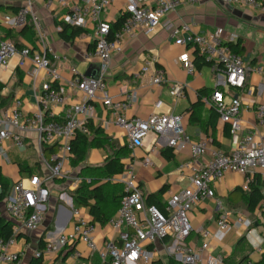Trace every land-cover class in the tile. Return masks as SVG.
<instances>
[{"label": "built area", "instance_id": "1", "mask_svg": "<svg viewBox=\"0 0 264 264\" xmlns=\"http://www.w3.org/2000/svg\"><path fill=\"white\" fill-rule=\"evenodd\" d=\"M113 1L115 0H45L47 8L54 5L64 8L61 21L83 29L93 43L92 48L83 54V59L98 60L101 66L98 77L83 74L76 67H71L74 78L67 82V86L80 91L83 98L67 106L61 118H56L50 108L52 105L64 107L67 104L66 93L62 86H52L61 77L51 65L47 34L42 21L33 13L32 0H26V4L16 13L0 12L3 24L10 28L23 27L31 20L39 45L35 52L30 47L19 49L11 39L0 36V68L7 67L14 57H18V66L30 59L35 66L32 71L34 83L36 84L41 70L46 76L40 88L35 89V111L27 112L20 98L15 99L10 106L0 108V157L9 160L6 142H12L15 148L24 149L28 146V141L32 140L39 148L40 162L45 169L42 175H31L15 182L12 192L0 204L1 210L14 221L12 236L6 240L0 239V264H18L21 261L23 252L14 248L16 237L21 230H34L44 222L52 195L51 187L58 181L63 184L59 199L70 212V219H64V222L71 223L72 228L67 232L62 231L55 241H50L42 250H37V258L50 260L74 243L82 242L91 255L98 258V261L89 264H152L155 253L151 247L163 241L169 256L179 264H227L223 256L207 253L210 239L223 240L231 230L237 228H244L249 232L254 221L245 214H237L231 219L224 213L217 219L215 232L206 228L197 230L203 243L193 248L188 244V239L196 231L190 220V212L203 199L214 198L215 190L212 185L227 173L244 176V191H248L255 181L250 169L264 173V104L256 107L257 122L246 126L241 116L245 99L235 94L245 90L248 73L264 75V65L250 64L240 53L233 51L224 37L223 28L194 32L189 24L175 25L166 17L167 13L177 7L194 5L198 0H125L127 16L121 29L111 34V22L103 14ZM222 1L229 5L264 9L257 0ZM160 26L169 31L179 45L193 47L209 62L215 86L212 93L204 97V101L216 110L222 122L228 124L230 133L238 137V145L232 151L210 149L209 138L192 139L186 131L184 116L179 113L153 112L147 118H128L126 111L136 100V92L127 94L123 100L110 97L105 75L110 68L113 52L120 50V44L125 38L151 34ZM110 35L113 37L110 38ZM235 37L232 34L229 41H233ZM178 60L189 76L196 73L193 58L187 52H183ZM140 75L152 85H168V94L173 99L185 96L186 83H168L162 73L152 69L149 60L142 66ZM247 92L252 93L251 90ZM162 102L157 100L154 108H160ZM96 103H100L109 112L107 123L114 124L123 131L126 147L131 154L143 147L147 139L151 140V151L168 146L175 152H180L189 147L191 153L190 159L178 166L182 176L185 171L190 172V184L169 195L164 210L147 204L133 162L126 165L122 174L112 178L113 182L123 185L124 193L119 208L107 222L117 236L105 241L102 246L97 243L98 225L80 207L74 205L72 192L82 179L77 168H70L74 156L71 142L78 132L89 134L88 125L95 118ZM255 104V100L248 102L249 107ZM50 146H56L57 151L47 157L44 149ZM208 150L210 159L201 161ZM142 163L145 166L151 165L148 159ZM261 205L264 210V190ZM71 256L78 258L81 253L74 251Z\"/></svg>", "mask_w": 264, "mask_h": 264}, {"label": "crops", "instance_id": "2", "mask_svg": "<svg viewBox=\"0 0 264 264\" xmlns=\"http://www.w3.org/2000/svg\"><path fill=\"white\" fill-rule=\"evenodd\" d=\"M32 2L33 13L42 21L47 34V45L51 49L49 55L51 65L61 77L57 84L65 89L67 104L64 107L52 105L50 108L56 118H61L67 106L83 98L80 91L67 86V82L74 78L71 67H76L83 74L98 77L101 73V66L98 60L85 61L83 59V54L93 46L92 40L84 32L72 42H67L60 37L58 22L61 21V17L65 13L64 8L58 5L47 8L45 0H32ZM25 4L26 0H0V12L10 14L13 13L12 9H19ZM125 5V0L113 1L103 14L104 17L110 22L115 21L120 14L125 12ZM166 17L171 19L175 25L189 24L194 32L223 28L226 40L237 46V51L246 58L247 62L264 65V9L261 7L229 5L222 0H198L194 5L177 7L174 11L167 13ZM3 27L9 26L3 24L2 15H0V36L3 33L1 30ZM12 29L20 33L22 27ZM232 34L236 37L233 41H229ZM15 40L31 49L30 43L26 42L27 40L22 35H17ZM37 50L35 48L33 52ZM183 52H187L194 60L196 73L192 76L187 74L178 60ZM194 52L195 49L191 46L185 48L179 45L176 38L162 26L148 35L140 34L135 38H125L120 44V50L113 52L110 68L105 75L109 95L114 100H123L127 94L136 92V100L126 111L128 118H147L153 112L179 113L184 116L186 131L192 139L209 138L211 140L210 149L218 148L230 152L237 147L238 137L230 133L228 124L222 122L219 116L214 118L215 111L206 104L204 98L202 99L203 105L194 109L196 110L194 121L190 120V109L193 104L199 101V93L201 92L203 96L211 94L215 86L211 66L201 58L195 61ZM147 60L150 61L154 71L162 73L167 78L168 83L175 81L186 83L184 98L173 99L168 94V85H152L147 78L140 75L141 68ZM34 67L30 59H26L22 66H18V57H14L7 67L0 68V83L4 85L0 91L1 109L10 106L17 98L22 99L24 109L27 112L31 113L37 109L35 89L40 88L41 82L46 76L41 70L35 84L32 77ZM18 69L22 72L21 82H18ZM247 90H251L252 93L248 94ZM235 94L245 99L241 108L244 124L247 126L256 123V107L258 104H264V75L255 72L248 73L245 90L237 91ZM157 100L163 102L160 108L155 109L154 103ZM249 100H255L256 104L249 107ZM108 118L109 112L100 103H96L93 125L101 127L116 145H126L123 131L114 124H108ZM6 146L9 148V160L0 157V165L3 174L11 182L27 178H20L17 161L26 160L31 166L38 163L41 167V173H45L40 162L39 148L32 140L28 141V146L24 149L15 148L12 142H6ZM150 146L151 140L147 139L144 146L137 148L125 162L135 164L137 180L146 202L151 199H159L165 204L169 195L190 184L188 179L190 172L185 171L182 176L178 166L181 162L189 160L191 153L189 147L180 152H175L168 146H162L151 151ZM92 149L93 147L89 151ZM99 150L100 155L92 153L89 157L90 161L87 156L83 164L89 166L104 164L107 153L103 149ZM45 156L49 157L48 154ZM145 159L151 162L150 166H145L142 163ZM209 159L210 150L201 158V161L205 162ZM3 162L13 163L17 166L15 180L5 174ZM70 168H73L72 165ZM250 170L253 174L264 175L260 170ZM42 174L37 173V171L33 173V175ZM243 181V175L227 173L221 180L214 182L212 185L215 190L214 198L203 199L190 212V220L196 231L188 239V244L193 248L201 246L203 238L197 230L206 228L215 232L217 219L224 213L231 219L237 214H245L254 221L253 228L249 232L244 228L233 229L223 240L210 239L207 253L212 256H223L234 264H259L264 255V210L258 208L254 212H250L238 194L231 195L234 191L242 188ZM62 186V182L58 181L51 187L53 195L50 197L44 222L34 230H21L17 235L14 248L23 252L22 259L18 264H31L35 252L42 250L39 248L41 240L47 244L50 241H55L62 231L71 230L72 224L64 222V219H70V212L58 196L62 192ZM262 188L264 190V186ZM153 195L156 196L152 197ZM230 195L233 199V201L230 200L231 202L228 200ZM80 208L92 220L88 210L84 207ZM2 213L14 223L6 212L2 211ZM116 236L115 230L109 225H98L96 237L99 246ZM151 249L155 253L152 264H168L171 257L166 251L163 241L158 242ZM67 250H70L68 254H66ZM74 251L80 252L81 256L72 257L71 252ZM43 260L50 264H89L98 261V258L91 255L84 243L76 242L60 251L50 260Z\"/></svg>", "mask_w": 264, "mask_h": 264}, {"label": "trees", "instance_id": "3", "mask_svg": "<svg viewBox=\"0 0 264 264\" xmlns=\"http://www.w3.org/2000/svg\"><path fill=\"white\" fill-rule=\"evenodd\" d=\"M264 6V0H257ZM13 13L18 11V8L12 9ZM10 13V14H13ZM127 16L126 12H123L118 16V18L111 22V34L119 31L123 25V22ZM58 25L60 26V37L67 41L72 42L77 36L83 33V29L79 27H73L63 21H59ZM2 38L11 39L16 46L21 49L25 46L19 42H17L16 36L22 35L31 45V51L33 49L39 48L37 36L35 30L33 28L31 20L22 27L20 33L14 31L10 27H3L2 29ZM113 36L110 35V38ZM230 47L233 51L239 53L237 51V46L233 43H229ZM194 55L196 57L195 61L198 59H202L206 63L209 64L205 60L203 56L198 54V51L195 50ZM194 62V60H193ZM210 65V64H209ZM18 82H21L22 72L20 69L17 70ZM52 86L55 88H59L57 82H53ZM4 85L0 83V91L3 89ZM210 94H203L200 92V99L197 103L193 104L191 107V116L190 120L194 121L195 112L194 110L197 106L203 105V98L208 97ZM215 111L214 118L218 117V113ZM89 134H84L78 132L76 137L72 140V152L73 159L71 161V165L78 169V175L81 177V182L77 185V187L73 190V202L75 206L84 207L88 210L90 216L92 217V221L97 225H105L108 220L116 213L117 209L120 206L121 198L123 196V185L118 182H113L112 178L119 176L123 173L126 162L125 160L130 157V150L124 146H118L114 142V140L107 136L101 127L94 126L92 122L88 125ZM98 148L103 149L107 153V157L105 159L104 164L99 166H89L84 165V161L88 155V151L90 148ZM57 151L56 146L45 147V154H50L52 152ZM18 172L20 178L29 177L33 175L35 171L37 173L42 174L41 167L38 163H35L33 166L26 160L17 161ZM255 181L251 184L248 191H244L242 188L234 191L233 194H238V197L241 201L244 202L246 208L250 212H254L256 209H262V199H263V186H264V175L254 174ZM17 182V181H16ZM61 182V181H60ZM15 182H11L9 178H7L2 171V167L0 165V204L1 202L9 196L11 187ZM229 197V201L232 200V197ZM156 195H153L154 197ZM231 202V201H230ZM148 205H156L160 209L164 210L165 204L162 203L159 199H151L147 201ZM12 221H10L7 217H5L0 208V239L6 240L10 238L13 234L12 230ZM242 241V240H241ZM45 242L43 240L40 241L39 248L43 249L45 247ZM70 250H67L66 254H68ZM224 262L227 264H234L228 261L225 257ZM31 264H50L44 262L42 258L34 257ZM168 264H179L174 259L170 258ZM259 264H264V255L259 262Z\"/></svg>", "mask_w": 264, "mask_h": 264}, {"label": "rangeland", "instance_id": "4", "mask_svg": "<svg viewBox=\"0 0 264 264\" xmlns=\"http://www.w3.org/2000/svg\"><path fill=\"white\" fill-rule=\"evenodd\" d=\"M92 153H95L96 155H100V150L98 148H93L88 152V158ZM90 161V158H89ZM3 169L5 174L10 177L12 180H15L17 177V166L13 163L7 164L6 162L2 163ZM53 195V194H52Z\"/></svg>", "mask_w": 264, "mask_h": 264}]
</instances>
